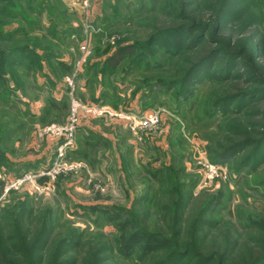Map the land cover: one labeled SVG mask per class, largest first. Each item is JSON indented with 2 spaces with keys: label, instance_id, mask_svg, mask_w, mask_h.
Segmentation results:
<instances>
[{
  "label": "rangeland",
  "instance_id": "rangeland-1",
  "mask_svg": "<svg viewBox=\"0 0 264 264\" xmlns=\"http://www.w3.org/2000/svg\"><path fill=\"white\" fill-rule=\"evenodd\" d=\"M202 1L186 2L193 3L197 12L200 5L209 2ZM246 1L254 7L258 4ZM80 2L20 0L12 3V16L0 17V47L13 48L15 53L29 48L37 55L32 65H8L10 73L0 86L3 247L20 259L23 257L18 249L26 246L29 259L43 257V264H52L53 257L58 256L57 263L63 260L67 249L63 244L72 239L81 243L74 252L77 264H94L98 255L106 256L108 264H158L163 255L152 262L140 260L141 254L138 260H117L114 254V259L110 258L121 232L119 220L110 218L106 207H121L120 216L133 220L130 231L163 232L172 239L180 225L177 211L186 214L184 221L189 228L196 215L209 208L205 217L217 224L205 230L197 243L207 246L214 242L223 249L228 245L232 258L229 264L250 263L264 253V167L257 173L239 167L248 149L228 163H215L212 158L219 144L222 147L248 138L258 140L260 129L254 125L261 121L257 116L264 109L251 106L246 113L223 120L221 115L206 116L212 101L233 93L231 87L236 82L207 83L198 94V104L194 103L189 112L176 102L174 93L149 94V74L142 68L130 73L120 69L104 78L96 62L103 63L121 42L145 43L157 32L163 16L144 14L137 0H103L101 17L93 22L89 19L90 54L83 62L87 33ZM251 2L243 6L250 7ZM92 4L93 0L90 14ZM146 4L148 8L149 0ZM192 8L190 5L186 14L192 15ZM258 10L264 13V5ZM62 30L67 32L62 34ZM192 54L181 63L192 60ZM55 58L72 66V73L56 74L58 80L42 75H52L50 70L58 62ZM178 61L166 70V80L176 78ZM67 78L74 79L73 94L83 103H103L115 112L135 117L155 112L161 122L155 128L134 133L121 118L83 115L74 145L66 154L67 161L80 164V168L59 176L50 191L40 193L31 180L25 179L51 167L55 160L60 139L49 134L48 128L68 124L71 88ZM10 87L13 92L8 94L6 89ZM52 102L58 108L52 107ZM92 126H101L112 139L91 132ZM87 140L91 146L84 144ZM213 167L217 173L211 177ZM20 180L24 182L17 184ZM182 194L184 199L178 203ZM219 194L223 195V204L212 211L211 199ZM35 240L38 243L30 248Z\"/></svg>",
  "mask_w": 264,
  "mask_h": 264
},
{
  "label": "trees",
  "instance_id": "trees-1",
  "mask_svg": "<svg viewBox=\"0 0 264 264\" xmlns=\"http://www.w3.org/2000/svg\"><path fill=\"white\" fill-rule=\"evenodd\" d=\"M15 1L20 0H0V17L4 14L12 16L14 10L12 3ZM146 1L137 0L136 5L139 10L145 9L146 15L163 16L159 24L161 26L145 43L137 40L127 44L121 42L113 54L104 59L102 65L96 62L101 66L100 70L104 78L120 69L130 73L138 71L136 68H142L144 74H149L146 78V90L149 94L153 95L156 91L166 94L174 93L176 102L183 108L186 107L189 112L192 111L191 107L194 103L198 104V94L202 87L207 86V83L215 85V83H223L220 81L236 82L237 84L231 87L233 93L212 101L210 107L212 109L205 112L206 116L211 118L221 115L220 118L223 120L235 114L246 113L251 106L260 105L264 109V30L262 29L264 13L258 10L264 5V0H253L258 3L256 7L251 1L246 0H209L202 5L199 2L200 7L197 12L194 4L187 3V0H149L148 8ZM247 2H251L252 5L244 7L243 5ZM190 5L193 6L190 11L192 15L186 14ZM105 12L103 9V14ZM106 18L104 16L105 20ZM66 32L62 30L60 33ZM55 34L58 32L56 31ZM14 36L11 37L15 39ZM12 49L0 47V86L6 83V76L10 73L6 70L8 65L25 67L26 64H34L37 57L36 52L29 48L19 50L17 53L15 49L12 53ZM190 53H194L193 59L190 58V62L187 60L181 63L185 57L190 56ZM55 60L58 62L57 66L50 70L52 75L44 72L42 75L49 78L55 77L58 80L56 74L72 73L73 67L67 62L56 58ZM174 61H178L175 64L177 76L166 80L165 76L168 74L166 70L174 65ZM11 89V87L6 89L8 94L13 92ZM104 91H107L106 87ZM52 107L58 108V104L52 102ZM257 117L261 121L254 127L260 129L257 132L259 139L254 141L248 138L222 147L219 144L220 149L213 154V162L228 163L239 155H243L248 149L239 167L250 169L254 173L264 167V111ZM84 144L91 146L88 140ZM183 199L182 194L177 202L181 203ZM211 201L213 206L210 204V207L212 211H216L223 204V195L219 194ZM120 208L110 206L105 209L109 211L107 213L110 218L119 220L117 226L121 232L115 240L116 250L111 249L112 252H110L112 260L113 254L117 260L122 261L138 260L141 254L139 259L145 262H152L155 257L163 255L158 264H229L232 261L228 245L223 246V249L214 242L207 246H200L197 243L199 236L205 230H211L217 224L215 220L205 217V214L210 211L209 208L198 213L189 228L184 221L186 214L181 210L177 211L176 217L180 219V225L176 236L174 235L175 239L165 236L163 232L149 233L137 229L130 231L133 220L125 218L126 216L121 217ZM3 236L0 226V264L44 263L43 257H40L38 261L34 258L29 259L26 254L28 248L23 245L21 249H18L20 257L23 258L11 256L10 252L4 248L5 246L3 247ZM35 243H38V240H35L30 248ZM63 245L67 247L63 254L65 257L59 263H57L58 256L53 257L52 264H77L74 252L75 248L81 245L80 241L67 239ZM220 249H223L222 252ZM23 252L25 254H22ZM94 264H108V260L106 256L98 255L95 257ZM248 264H264V253Z\"/></svg>",
  "mask_w": 264,
  "mask_h": 264
},
{
  "label": "built area",
  "instance_id": "built-area-1",
  "mask_svg": "<svg viewBox=\"0 0 264 264\" xmlns=\"http://www.w3.org/2000/svg\"><path fill=\"white\" fill-rule=\"evenodd\" d=\"M81 8H83L86 15V33L87 38L85 45L82 46V50L85 53L83 57V62L86 61V57L90 54L89 49V32H91L92 26L90 19V9L92 0H81ZM78 71V69L76 70ZM74 79L67 78V82L71 88V104H70V117L68 124L65 126L59 127L52 125L48 128V133L59 138L60 142L58 148L56 149V157L51 167L44 168L39 171L34 176H27L26 180L32 181V186L35 191L40 193H45L50 191L55 180L70 171L80 168V164L72 163L67 161V150L74 145L75 134L78 128L81 126L83 115L84 117H105L110 116L113 118H121L126 121V125L134 132H140L146 129H151L157 127L161 122V116L158 113H148L142 117H135L129 115H123L122 113L115 112L108 106L99 105V104H90L83 103L81 100L76 98L73 94L75 88L73 85ZM211 177L216 175V170L212 168ZM35 180V181H33ZM43 180V181H42ZM42 181V182H41ZM23 180H20L18 183H23Z\"/></svg>",
  "mask_w": 264,
  "mask_h": 264
},
{
  "label": "crops",
  "instance_id": "crops-1",
  "mask_svg": "<svg viewBox=\"0 0 264 264\" xmlns=\"http://www.w3.org/2000/svg\"><path fill=\"white\" fill-rule=\"evenodd\" d=\"M103 0H93V4H92V12L90 14V20L97 19V17H99L101 15L102 9L101 6L103 5ZM102 3V4H101ZM83 90H84V85H83ZM87 125V126H86ZM86 128L88 127V124H85ZM91 132L103 136V137H108L109 139H112V137L109 135H107L106 133L103 132V128L101 126H92L91 128H89ZM103 129V130H102Z\"/></svg>",
  "mask_w": 264,
  "mask_h": 264
}]
</instances>
